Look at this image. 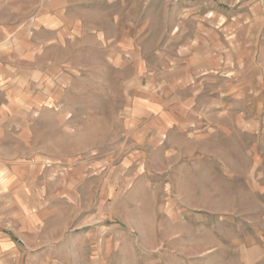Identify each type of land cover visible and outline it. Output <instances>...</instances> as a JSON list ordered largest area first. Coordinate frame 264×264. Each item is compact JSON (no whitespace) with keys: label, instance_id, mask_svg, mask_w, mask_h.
Returning a JSON list of instances; mask_svg holds the SVG:
<instances>
[{"label":"rangeland","instance_id":"rangeland-1","mask_svg":"<svg viewBox=\"0 0 264 264\" xmlns=\"http://www.w3.org/2000/svg\"><path fill=\"white\" fill-rule=\"evenodd\" d=\"M218 1L256 11L254 53L264 66V0ZM98 8L103 35L67 38L35 54V66L60 75L50 83V106L64 114L34 118V155L50 161L34 163L44 168L31 180V205L49 211L39 218L10 211L16 198L26 205L2 194V230L15 242L0 264H264V114L256 133L136 145L127 113L154 74L153 48L168 42L173 20L142 0L115 7L112 23ZM122 26L133 50L110 49L108 41L126 37ZM32 185L22 187L29 196Z\"/></svg>","mask_w":264,"mask_h":264},{"label":"crops","instance_id":"crops-1","mask_svg":"<svg viewBox=\"0 0 264 264\" xmlns=\"http://www.w3.org/2000/svg\"><path fill=\"white\" fill-rule=\"evenodd\" d=\"M128 2L0 0V211L4 192L20 197L21 205H26L18 206L16 198L14 206H6L10 211H31L30 218L49 211L47 206L31 205V180L44 168L34 163L50 161L44 153L34 155V118L56 114L64 120V114L54 113L56 108L50 106V83L60 75L51 76L48 66H35V54L42 55L67 38L75 41L82 35H103L96 23L98 5H104L112 23L114 8L124 10ZM142 2L159 3V17L173 22L168 27V42L153 48L157 51L154 74L140 84L130 103L127 126L129 131H137L136 145L173 146L171 141L177 138L200 143L235 131L256 133L264 114V66H259L254 53L256 11L228 9L218 0ZM129 31L122 26L120 33L126 37L120 42L108 41L110 49H132ZM37 34L43 37L39 40ZM167 49L168 54L162 53ZM24 177L25 184L32 185L30 196L19 181ZM11 236V232H3L0 219V254L3 248L14 246Z\"/></svg>","mask_w":264,"mask_h":264}]
</instances>
